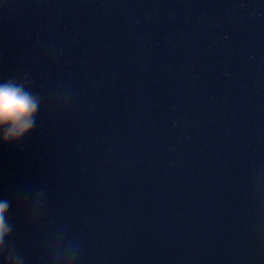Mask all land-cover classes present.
Listing matches in <instances>:
<instances>
[{
    "label": "water",
    "instance_id": "1",
    "mask_svg": "<svg viewBox=\"0 0 264 264\" xmlns=\"http://www.w3.org/2000/svg\"><path fill=\"white\" fill-rule=\"evenodd\" d=\"M8 264H264V0H4Z\"/></svg>",
    "mask_w": 264,
    "mask_h": 264
},
{
    "label": "clouds",
    "instance_id": "2",
    "mask_svg": "<svg viewBox=\"0 0 264 264\" xmlns=\"http://www.w3.org/2000/svg\"><path fill=\"white\" fill-rule=\"evenodd\" d=\"M23 80H0V145H15L20 150L24 138L35 127L40 106V98L25 86L28 79ZM9 205V201L0 199V255L4 253V239L12 232ZM8 260L5 256L0 264H8Z\"/></svg>",
    "mask_w": 264,
    "mask_h": 264
},
{
    "label": "snow or ice",
    "instance_id": "3",
    "mask_svg": "<svg viewBox=\"0 0 264 264\" xmlns=\"http://www.w3.org/2000/svg\"><path fill=\"white\" fill-rule=\"evenodd\" d=\"M3 3H4V0H0V5H3ZM9 145H0V148H7ZM0 199H2V198H0ZM9 207H10V205H9Z\"/></svg>",
    "mask_w": 264,
    "mask_h": 264
}]
</instances>
